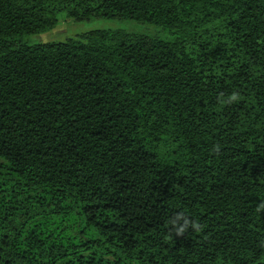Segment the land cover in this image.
Masks as SVG:
<instances>
[{
    "label": "trees",
    "instance_id": "obj_1",
    "mask_svg": "<svg viewBox=\"0 0 264 264\" xmlns=\"http://www.w3.org/2000/svg\"><path fill=\"white\" fill-rule=\"evenodd\" d=\"M262 204L264 0H0V264H264Z\"/></svg>",
    "mask_w": 264,
    "mask_h": 264
},
{
    "label": "rangeland",
    "instance_id": "obj_2",
    "mask_svg": "<svg viewBox=\"0 0 264 264\" xmlns=\"http://www.w3.org/2000/svg\"><path fill=\"white\" fill-rule=\"evenodd\" d=\"M95 30H121L126 33L158 36L163 39L167 37L161 30L154 26L129 20L94 18L77 22L67 18L64 13H60L57 16V24L54 28L45 33L31 36L28 38V42L30 44L65 42L78 39L81 34Z\"/></svg>",
    "mask_w": 264,
    "mask_h": 264
},
{
    "label": "clouds",
    "instance_id": "obj_3",
    "mask_svg": "<svg viewBox=\"0 0 264 264\" xmlns=\"http://www.w3.org/2000/svg\"><path fill=\"white\" fill-rule=\"evenodd\" d=\"M229 99L235 100L236 97H235V95H233ZM261 207L264 208V204H262ZM180 219H183V222L179 226L175 227V233L177 235H182L188 227H191L196 232H199L201 230L202 226L196 220H194V219L189 220L187 217H182L181 214H177L176 219L172 220L171 223L173 225H176V220H180Z\"/></svg>",
    "mask_w": 264,
    "mask_h": 264
}]
</instances>
